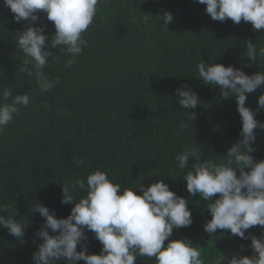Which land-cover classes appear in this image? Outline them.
I'll return each mask as SVG.
<instances>
[{
    "label": "trees",
    "instance_id": "trees-1",
    "mask_svg": "<svg viewBox=\"0 0 264 264\" xmlns=\"http://www.w3.org/2000/svg\"><path fill=\"white\" fill-rule=\"evenodd\" d=\"M0 0V264H237L264 232V0Z\"/></svg>",
    "mask_w": 264,
    "mask_h": 264
},
{
    "label": "water",
    "instance_id": "water-1",
    "mask_svg": "<svg viewBox=\"0 0 264 264\" xmlns=\"http://www.w3.org/2000/svg\"><path fill=\"white\" fill-rule=\"evenodd\" d=\"M232 0H219L220 4H224L227 2H231ZM253 2L251 0H241V3L238 7H242L245 5H252ZM237 264H264V232L255 247L253 249V252L250 254L248 258H246L244 261H241Z\"/></svg>",
    "mask_w": 264,
    "mask_h": 264
}]
</instances>
